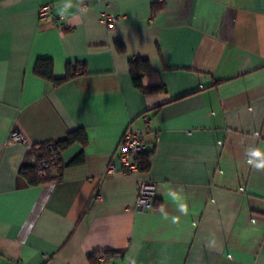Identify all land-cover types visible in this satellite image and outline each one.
<instances>
[{
	"label": "crops",
	"instance_id": "crops-1",
	"mask_svg": "<svg viewBox=\"0 0 264 264\" xmlns=\"http://www.w3.org/2000/svg\"><path fill=\"white\" fill-rule=\"evenodd\" d=\"M65 2L0 0V264H92L105 251L106 264H264V170L247 163L264 151V0H72L61 15ZM40 59L56 78L70 65L75 75L51 82ZM139 59L152 68L142 87ZM80 129L87 143L65 147L50 182L32 184L24 169L45 144ZM129 129L144 135L147 171L122 169ZM142 180L156 185L144 212Z\"/></svg>",
	"mask_w": 264,
	"mask_h": 264
},
{
	"label": "built area",
	"instance_id": "built-area-1",
	"mask_svg": "<svg viewBox=\"0 0 264 264\" xmlns=\"http://www.w3.org/2000/svg\"><path fill=\"white\" fill-rule=\"evenodd\" d=\"M51 15V5H43L40 9V18L46 19ZM103 22L110 28H114L117 25L118 17L111 13H104L102 16ZM62 30L66 31L69 27L66 24H61ZM11 140L14 142L28 143L22 132L14 130L11 133ZM126 149V150H125ZM119 159L122 165V169L127 172H133L139 169L138 158L141 153L147 150V144L144 139V135L135 130L129 129L119 147ZM62 148L56 141H49L44 146V152L36 162L38 170V178L44 182L48 179H52L58 170L62 167ZM108 170L114 172L117 170V166L114 161H111ZM156 197V185L150 181H140L138 189V198L136 202V209L144 212L155 205ZM108 262V256L105 252H100L98 255L96 264H106Z\"/></svg>",
	"mask_w": 264,
	"mask_h": 264
},
{
	"label": "trees",
	"instance_id": "trees-1",
	"mask_svg": "<svg viewBox=\"0 0 264 264\" xmlns=\"http://www.w3.org/2000/svg\"><path fill=\"white\" fill-rule=\"evenodd\" d=\"M123 47L124 46L122 44H119L120 49H122ZM78 67H81V65ZM151 72H152V68H151L150 62L147 59H139L138 61L132 62V64H131V76H132L134 83L138 87H142V83H141L142 76L144 74L151 73ZM36 73L38 75H40L41 77H43V78H45L51 82H54L56 84H62V83L66 82V81H68L74 77L75 68L72 65L68 66L66 76L63 78H56L54 76V62H53V60L52 59H40L37 66H36ZM161 89H163V87H154V88L145 89V91L157 92ZM77 141L81 142L82 144L87 143L88 136H87V133L84 129H80V130H77L75 132L70 133L68 135V137H66L65 139L58 141V144L63 150L65 147H67V146H69V145H71ZM42 155H43V153L41 154V156ZM150 157H151V152H149L148 150H145L143 153L140 154V156L138 158V162H139V168L142 171H147L150 168V166H151ZM83 162H84V154L83 153L73 161L74 164L75 163H83ZM24 175L29 179V181L32 184L47 183V182H50V180H51V179H48L44 182L40 181V179L38 178V170H37L36 166L25 168L24 169ZM155 206H156V204H155ZM99 253L89 255V258H90L92 264L97 263ZM105 253L108 256V259L112 258V256L114 255V253L109 252V251H105Z\"/></svg>",
	"mask_w": 264,
	"mask_h": 264
},
{
	"label": "clouds",
	"instance_id": "clouds-1",
	"mask_svg": "<svg viewBox=\"0 0 264 264\" xmlns=\"http://www.w3.org/2000/svg\"><path fill=\"white\" fill-rule=\"evenodd\" d=\"M72 7H73L72 0H66L64 4L58 6L57 11L61 15H67L69 13V9H71ZM248 155H249V159L247 161L248 164L252 165L253 168L257 170H264V151H262L259 148H256L254 150H250ZM169 197L173 202H175L178 205L179 211L181 213L187 214L188 207L187 204L184 202V197L181 192H177L175 190L170 191ZM161 212H163V206H161ZM164 219H168L167 213H164ZM179 220H180L179 216H173L171 218V222L173 224H178ZM132 264H135L134 260L132 261Z\"/></svg>",
	"mask_w": 264,
	"mask_h": 264
}]
</instances>
